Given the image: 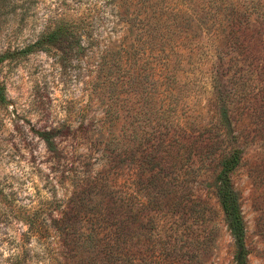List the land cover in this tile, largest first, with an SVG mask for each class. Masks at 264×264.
Instances as JSON below:
<instances>
[{
  "label": "trees",
  "instance_id": "1",
  "mask_svg": "<svg viewBox=\"0 0 264 264\" xmlns=\"http://www.w3.org/2000/svg\"><path fill=\"white\" fill-rule=\"evenodd\" d=\"M133 4L131 12L125 9L123 45L109 51L110 59L104 62L112 68L115 57L123 59L116 66L125 69L134 88L131 93L143 100L144 108L141 103L118 129L111 121L106 126L104 118L97 131L93 123L83 128L105 162L95 176L82 179L85 184L78 191L84 200L79 205L82 219L90 221L73 238L81 240L80 249H86L82 262L166 264L184 256H203L209 243L198 230V192L212 184L234 243L232 264H248L246 223L231 179L242 162L239 138L244 141L248 134L234 133L231 126L239 124L231 120L232 113L244 110L240 100L254 92L255 77L245 79L240 71L256 75L257 59L264 68V36L255 27L264 24V0H136ZM249 21L253 28L240 31L239 26ZM71 25H57L22 53L49 51L64 41L68 51L76 48V53H83L86 46L81 42L84 36L91 38L90 25L84 29ZM215 25H225L224 30L213 29ZM205 64L208 68L201 70ZM232 66L236 69L229 74ZM186 73L209 75L215 109L204 124H197L193 115L178 113L182 101L196 94L197 78ZM4 99L0 84V102ZM108 113L107 109L104 117ZM52 131L39 134L50 149H54ZM123 179L124 185L119 184ZM152 212L155 215L148 217ZM77 226L72 223L68 233L76 234ZM134 255L143 259L130 261Z\"/></svg>",
  "mask_w": 264,
  "mask_h": 264
},
{
  "label": "rangeland",
  "instance_id": "2",
  "mask_svg": "<svg viewBox=\"0 0 264 264\" xmlns=\"http://www.w3.org/2000/svg\"><path fill=\"white\" fill-rule=\"evenodd\" d=\"M135 1L0 0V84L5 98L0 102V264L84 263L86 249H80L81 240L73 238L90 221L82 219L79 205L84 200L78 191L84 187L82 179L95 176L105 159L83 128L93 123L97 131L104 118L106 126L111 121L118 129L141 103L144 108L143 100L131 93L134 88L125 69L116 66L123 59L115 57L112 68L104 62L110 59L109 51L123 45L125 9L131 12ZM60 24L83 29L90 25L91 38L84 36L81 42L86 46L83 53H76V48L68 51L65 41L49 51L22 53L26 45ZM243 24L240 31L254 25L253 21ZM224 26L212 28L224 30ZM256 26L264 36V24ZM260 60L254 62L256 75L240 71L245 79L255 77L254 92L240 100L244 110L232 113L231 120L239 124L231 126L234 133L248 134L244 141L239 138L242 162L231 176L246 223L248 264H264V68ZM207 68L205 64L201 70ZM235 69L232 66L229 74ZM186 74L197 78L196 94L182 101L178 113L193 115L197 124H204L215 109L209 75ZM107 109L117 119H111L110 113L104 117ZM50 129L54 149L39 135ZM125 172L128 178L129 169ZM198 196V230L209 249L203 256H184L166 264H232L234 243L212 184L204 185ZM72 223H78L76 234L67 231ZM129 259L137 262L143 257Z\"/></svg>",
  "mask_w": 264,
  "mask_h": 264
}]
</instances>
